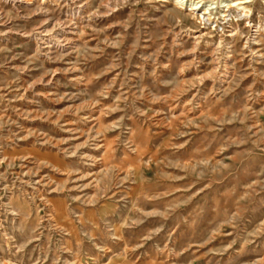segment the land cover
<instances>
[{"label": "rangeland", "instance_id": "rangeland-1", "mask_svg": "<svg viewBox=\"0 0 264 264\" xmlns=\"http://www.w3.org/2000/svg\"><path fill=\"white\" fill-rule=\"evenodd\" d=\"M23 2L0 264H264V0Z\"/></svg>", "mask_w": 264, "mask_h": 264}, {"label": "bare ground", "instance_id": "bare-ground-1", "mask_svg": "<svg viewBox=\"0 0 264 264\" xmlns=\"http://www.w3.org/2000/svg\"><path fill=\"white\" fill-rule=\"evenodd\" d=\"M10 3L13 5V6H17L18 4H20L22 2V4L24 3L23 0H9ZM192 2L194 1H197V3L195 4L196 6L198 4H201V3H208V2H211L213 0H191ZM227 2H229V5H227L226 7H229L232 8V7H238V8H241L243 7L244 5L248 4L249 0H226ZM26 5V4H25ZM20 6V5H19ZM243 9H246L245 7ZM192 10H197V8H193Z\"/></svg>", "mask_w": 264, "mask_h": 264}]
</instances>
